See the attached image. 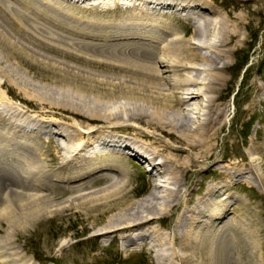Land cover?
I'll return each mask as SVG.
<instances>
[{"label": "bare ground", "instance_id": "bare-ground-1", "mask_svg": "<svg viewBox=\"0 0 264 264\" xmlns=\"http://www.w3.org/2000/svg\"><path fill=\"white\" fill-rule=\"evenodd\" d=\"M85 1L89 0H73L80 7L87 3ZM90 1H93L88 2L90 5L109 7L111 3ZM115 2L125 7V11L106 23L108 29L105 28L103 35H95L54 18L53 13L66 16L54 0H0V50L5 55L0 58V73L6 78L3 83H15L26 96L33 94L36 102L66 112L72 125L79 123L72 131L64 128L62 139L67 142L56 144L60 159L57 168L49 170L37 140L49 137L58 121L56 124L49 121V125H54L50 127L44 123L47 119L30 115L28 110L17 106L0 114L17 130L10 134L9 130L0 129V223L7 225L0 234V264H37L31 256L21 252L12 236L28 225L71 209L83 210L86 215L97 211L90 225H84L85 230L92 231L94 241L107 235L114 239L120 233H124L120 238L127 244H147L146 238L156 240L155 245L160 246L181 240L183 252L171 253L180 264L204 263L200 258L208 259L210 247L216 252L217 264H221L225 244L230 247L236 242L237 236L230 229L231 224L236 226L240 220L228 221V207L221 200L232 197L229 192L232 182H228L240 181V171L235 165L219 164V159L215 158L210 167L219 168L223 175L216 184L205 188L187 210L188 215L177 220L173 233L178 231V235L155 236L156 230L146 226L158 218L155 214L171 209L179 199V189L159 194L152 172L166 169L174 183L179 174L187 175L192 167L206 163L213 155L208 142L223 125L226 103L221 96L227 79L221 71L229 69L228 54L232 51L230 47H222L236 44L242 16L229 10L227 19L221 17L214 21L208 17L200 24L191 19V15L200 14L205 5L200 0ZM237 6L246 9L247 15L262 11L247 2H239ZM186 15L198 26L194 34L200 42L187 40L176 31L168 38V30L173 28L170 19H188ZM185 23L188 28L189 23ZM201 25H213L217 38L207 39L206 33L199 29ZM146 29L158 36L152 35V39L150 34L141 31ZM201 46L210 49L212 54L196 49ZM47 48L58 50L60 54L48 53ZM11 59L15 60V68L22 65L24 59L44 69V85L54 88L50 91L52 95H44L45 91L39 94L40 87L20 79L15 71L9 72L2 63L14 64ZM198 62L205 66L198 67ZM24 71L27 73L28 69ZM203 71L206 73L201 77ZM202 84L203 87L199 86ZM213 92L217 94L210 95ZM53 95L56 103L48 100ZM203 95L205 99L199 104L206 109L205 117L196 120L195 111L188 105ZM76 119L84 120V125ZM130 120L148 128L149 133L136 134L133 127L119 123ZM100 121L107 125L85 127ZM82 126L86 130H82ZM46 141L50 143L51 138ZM153 143L162 148L151 149ZM117 155L136 156L149 165L147 180L152 189L146 196L126 202L130 176L118 165ZM159 155L162 159L156 160ZM103 172L111 174L110 177L98 175ZM224 177H228L227 180ZM55 182L64 185L55 187ZM152 200H160V206ZM149 215L151 218L147 217ZM133 232L136 235L131 234ZM244 234L248 248L253 247L251 231L245 230ZM67 244L65 240L59 248ZM154 247L150 245L149 250ZM154 256L156 264H167L168 255L163 251H155Z\"/></svg>", "mask_w": 264, "mask_h": 264}, {"label": "rangeland", "instance_id": "rangeland-1", "mask_svg": "<svg viewBox=\"0 0 264 264\" xmlns=\"http://www.w3.org/2000/svg\"><path fill=\"white\" fill-rule=\"evenodd\" d=\"M42 1L44 2L45 0ZM54 1L59 3L66 14V16L61 17L53 13L52 16L54 18L61 19L64 25H73L80 28L79 30L81 31L91 32L95 35H103V31L108 29L106 23L111 22V19L115 20L118 18V14L126 9L116 4L115 0H105L107 3L111 2L109 3L110 7L99 4L90 5L88 2L93 1H85L87 3H84L83 6H88L87 9L82 8L83 6L75 5L73 0ZM200 2L205 4L200 14L191 15V19H196L200 24L208 17L214 21L219 20L221 17L227 19L226 12L229 10L242 16V23L239 25L240 36L236 40V44L222 47L232 48V51L228 54L230 67L221 71L222 75L227 79L223 83L221 96V99L225 100L224 102L226 103L223 125L221 130L217 134H213V137L208 142L209 144L211 143L210 147H212L213 155L206 160V163H200L198 166L192 167L185 176L179 174L178 181L174 183L171 182L172 179H169L171 175L168 170L163 169L159 172H152L155 175L154 181L158 185V187H155L158 193L164 194L170 189H179V199L177 205L171 209L162 214H155L154 216L158 218L153 219L152 223H148L146 228L156 230L153 233L155 236L169 238V236L178 235V231L175 234L173 233L177 220L184 215H188L189 212L187 210L200 198L205 188L210 184H216L217 180L219 181L223 175L222 172H219V168L212 169L210 167V163L214 158L219 159V164L222 163L223 166L235 165L239 168L240 177L236 178L240 179V181L236 183L234 180L228 182V184L232 182L229 185V192L232 193V197L221 201H225L223 205L226 208L228 207L226 213L228 221L235 218L240 220L239 223H241V226H239L238 221L236 226L231 224L230 232H234L237 238L235 244H230L231 248L227 243L225 244L223 254L221 251V264H264V1L200 0ZM239 2H247L253 6H258L263 12L247 15L246 9L237 6ZM90 6L91 8H89ZM47 12L49 13L48 10ZM169 22L173 28L168 30V38L173 37L176 31L177 34L187 40L200 42V38L194 34V29L198 26L190 22L189 18L173 17ZM185 22L189 23L188 28ZM199 29L206 33L207 39L212 41L217 38L216 28L214 29L213 25L207 27L201 25ZM141 31L150 34L147 29ZM152 35H155L154 37L158 36L156 32L152 33L149 35L152 39L154 38ZM68 36L71 37L72 35ZM43 49H45L44 46ZM196 49L202 53H211L210 49L202 46ZM47 50L49 51L48 53L60 54L58 50L51 48H47ZM4 57V53L0 50V58L3 59ZM10 61L14 62V64L4 61L2 63L9 72L15 71L20 79L28 80L31 83L30 85L40 87L39 94L42 91H45L44 95L46 96L51 94L50 91L54 88L50 85H44L45 81L43 79L46 73L44 69L24 59L23 64L16 65L17 68H15V60L11 59ZM196 65L200 68L205 66L201 62ZM25 69L26 71L28 69L27 73L24 71ZM205 73L206 71H203L201 77L205 76ZM4 79H6L5 76L0 73V114L8 111L10 107L12 109L17 106L28 110L30 115L34 114L47 119V122L44 123L50 127L54 125H49V123L53 122L56 124L58 121V125L52 128L56 130L50 133V143L46 141L48 137L45 136L37 140L44 153L42 156L44 161H46V168L55 170L58 166L57 161L60 159L56 144L67 142L66 139H62V134L65 133L64 128H69L72 131L76 127L75 125L79 126V123L72 125L66 112L56 107L36 102L33 94L32 96L29 95V97L26 96L17 88L15 83H3ZM253 83L257 84L258 88ZM199 86L203 87L204 85ZM216 94V92L210 93L212 96ZM205 96L203 95L189 102L188 106L195 111L193 118L196 120H202L205 117L206 109H203L199 104L200 102L202 103ZM48 98L49 101L56 103L54 95ZM77 121L84 125V120L78 119ZM97 123H89L85 127H92L93 129L94 127L107 125L103 121H100L99 124ZM119 123L133 127L132 130L136 134L149 133L148 128L135 120ZM82 127V130H86L84 126ZM0 129L3 132L9 130L10 134L17 131L1 116ZM78 129L81 130L78 127L77 132H79ZM142 141L148 143L146 138H142ZM150 146L153 150L154 148H162L158 143H153ZM47 152H49V155ZM117 156L119 159L118 165L130 176L126 202L136 201L146 196L148 191L152 189V185L147 180L149 165L144 159L136 156ZM257 156L260 158L257 159ZM50 158L53 159L50 161ZM161 159L162 157L159 155L156 160ZM125 171L124 173H126ZM103 173L98 175L105 176L108 172ZM109 175L111 174H107L108 177H110ZM227 178L224 177L223 179L227 180ZM55 183H57L55 187L64 185L61 182ZM155 201L152 200L153 203L160 206V200ZM96 212L91 211L86 215L83 210L75 211V209H71L64 211L52 216L50 219H43L38 223L35 222L26 226L25 229L17 231L12 236V239L19 246L21 252L31 256L37 264H156L155 251H163L168 255L167 259H165L167 264H180V260L176 259L171 253L174 251L179 254L183 252L181 240H177L178 243L170 242L164 244L162 245L163 247L155 245L158 242H155L156 240L152 242L150 238H146L147 244H141V242L127 244V242L124 243V239L120 238L124 233H120L114 239L107 235L99 238L98 241H94L91 239L92 231L85 230L84 225H90ZM147 217H150V215ZM6 226V223H0V234L6 229ZM189 227L191 229V224ZM192 230H195V228ZM245 230H250L253 236L255 244L253 243L251 248H248L245 240ZM131 234L136 235L134 232ZM249 236L251 237V235ZM65 240L68 244L63 248H59L60 243ZM150 245L155 246V249L150 251ZM200 251L203 253L202 250ZM201 257L200 260L205 264H217L216 252L213 247L208 249V259L204 256ZM204 263L201 262V264Z\"/></svg>", "mask_w": 264, "mask_h": 264}]
</instances>
